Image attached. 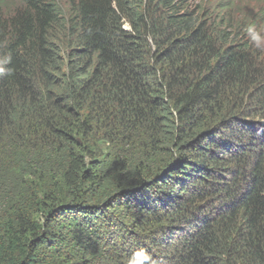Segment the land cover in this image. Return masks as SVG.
Wrapping results in <instances>:
<instances>
[{"label": "trees", "instance_id": "trees-1", "mask_svg": "<svg viewBox=\"0 0 264 264\" xmlns=\"http://www.w3.org/2000/svg\"><path fill=\"white\" fill-rule=\"evenodd\" d=\"M197 1L0 0V264H264V0Z\"/></svg>", "mask_w": 264, "mask_h": 264}, {"label": "rangeland", "instance_id": "rangeland-1", "mask_svg": "<svg viewBox=\"0 0 264 264\" xmlns=\"http://www.w3.org/2000/svg\"><path fill=\"white\" fill-rule=\"evenodd\" d=\"M68 0H57L60 6H65ZM210 1V0H207ZM221 1V0H217ZM223 1V0H222ZM193 2V4H197V0H189V3ZM238 13L235 17L240 20L243 17L244 13H247L246 16H250L252 13L256 12V5L252 2V0H238ZM127 28V27H126ZM259 29V30H258ZM258 29H253L250 33L247 34L248 38L252 39L255 43L254 47L258 48V51L261 54V60L264 63V30L259 27Z\"/></svg>", "mask_w": 264, "mask_h": 264}, {"label": "clouds", "instance_id": "clouds-1", "mask_svg": "<svg viewBox=\"0 0 264 264\" xmlns=\"http://www.w3.org/2000/svg\"><path fill=\"white\" fill-rule=\"evenodd\" d=\"M57 1V0H56ZM145 259H148V257L147 256H145Z\"/></svg>", "mask_w": 264, "mask_h": 264}]
</instances>
